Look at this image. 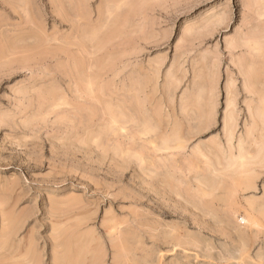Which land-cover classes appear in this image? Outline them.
Wrapping results in <instances>:
<instances>
[{
	"label": "rangeland",
	"instance_id": "374dc122",
	"mask_svg": "<svg viewBox=\"0 0 264 264\" xmlns=\"http://www.w3.org/2000/svg\"><path fill=\"white\" fill-rule=\"evenodd\" d=\"M263 113L264 0H0V264H264Z\"/></svg>",
	"mask_w": 264,
	"mask_h": 264
},
{
	"label": "bare ground",
	"instance_id": "6f19581e",
	"mask_svg": "<svg viewBox=\"0 0 264 264\" xmlns=\"http://www.w3.org/2000/svg\"><path fill=\"white\" fill-rule=\"evenodd\" d=\"M238 41V40H237ZM241 44V43H240ZM244 44V45H243ZM243 44H242V46L243 47H245V49L248 51V53L250 54V55H252V52H254L255 51V53H256V50L258 49L257 47H258V42H255L254 40L252 41V40H245V42H243ZM238 46V45H237ZM260 47V46H259ZM260 49V48H259ZM23 62V61H22ZM254 62V61H253ZM263 64V63H262ZM23 66V65H22ZM246 66L247 67H254V63H252V61H251V63H247L246 64ZM249 70H251V69H249ZM249 76V75H248ZM252 76V75H251ZM247 77V76H246ZM245 77V78H246ZM253 77H255V75L253 76ZM247 79H248V77H247ZM249 80L251 81L252 80V78H249ZM249 80H247V82H245L246 84H248L249 83ZM253 80L255 81V79L253 78ZM253 81V82H254ZM252 82V83H253ZM245 84V85H246ZM253 84H255V83H253ZM250 85H252V84H250ZM230 88V87H229ZM247 89V88H246ZM231 90V89H230ZM234 90V89H233ZM54 91V90H53ZM231 91H228V93H230ZM259 92V91H258ZM258 92L256 93L255 92V94H258ZM54 93V92H53ZM232 93V92H231ZM230 93V94H231ZM261 93V92H260ZM253 94H254V91H253ZM254 94V95H255ZM263 94V93H262ZM53 95V94H52ZM232 95V94H231ZM233 96V95H232ZM228 97H230V96H228ZM234 98V97H233ZM231 101V100H230ZM49 102V101H48ZM232 102V101H231ZM201 104V103H200ZM260 110V109H259ZM232 112V111H231ZM259 112V111H258ZM259 114H260V112H259ZM263 115H264V113H263ZM261 116V115H260ZM230 119H232L231 117H229ZM235 119V118H234ZM233 119V120H234ZM229 120V119H228ZM232 121V120H231ZM229 122V121H228ZM234 123H235V121H234ZM229 126L231 125V128H232V125H234V124H229V123H227ZM231 136H232V134H231ZM165 145V144H164ZM163 145V146H164ZM180 145V144H179ZM166 148H168L167 146H166ZM160 149V148H159ZM162 149V148H161ZM174 149V148H173ZM220 149V148H219ZM163 150L165 151V149L163 148ZM243 159V158H242ZM244 166V165H243ZM250 203V202H249ZM263 211V210H262ZM251 217H252V215H251ZM250 217V215H245V217L244 218H242V222L243 223H247L248 224V226L249 225H255V224H257V223H259V222H257V221H255V220H253L252 218ZM253 229V228H252ZM33 253V252H32ZM35 257V256H34ZM22 258V257H21ZM7 259V258H6ZM38 260V259H37ZM26 261V260H25ZM29 261V260H28ZM28 263V262H27ZM37 264V263H36Z\"/></svg>",
	"mask_w": 264,
	"mask_h": 264
}]
</instances>
